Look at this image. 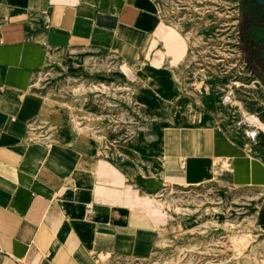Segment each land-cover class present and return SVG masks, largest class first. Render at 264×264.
Listing matches in <instances>:
<instances>
[{"label":"crops","instance_id":"1","mask_svg":"<svg viewBox=\"0 0 264 264\" xmlns=\"http://www.w3.org/2000/svg\"><path fill=\"white\" fill-rule=\"evenodd\" d=\"M91 57L115 68L83 81L98 92L54 93L49 70L81 77ZM189 59L186 34L159 0H0V264H140L171 230L163 199L174 189L254 195L251 230L264 233V135L248 145L233 133L218 103L222 82L194 90ZM175 75L200 106L176 99ZM161 101L184 114L181 125L159 128L152 150L142 132L129 142L128 102ZM83 103L104 104V123L90 130L119 129L120 142L71 137L69 106Z\"/></svg>","mask_w":264,"mask_h":264},{"label":"rangeland","instance_id":"2","mask_svg":"<svg viewBox=\"0 0 264 264\" xmlns=\"http://www.w3.org/2000/svg\"><path fill=\"white\" fill-rule=\"evenodd\" d=\"M159 2L162 15L186 34L190 44L196 46H201L202 41L215 43L217 41L215 34L218 33L224 35L225 41L232 46L237 26L240 64L225 74L215 73L216 77L211 80L222 83L235 81L239 86L234 90L237 103L242 104L247 110L259 113L264 119V42L258 39L264 32L250 29V25L243 23L242 13L244 11L248 19L264 18V6H260L254 0H159ZM249 38L251 41L248 42ZM230 58L229 63H232L236 61L237 56L235 54ZM100 59L91 57L81 60L79 66L83 76L81 75V81L77 82L73 78H81L80 76H69L55 69L49 70L46 73L47 79L49 78L53 84L60 82V86L58 84L53 88L54 93L80 95L86 98L88 95L93 96L92 90L98 92V87H90V84H93L91 81L88 85L83 81L97 75H105L111 68L115 69ZM172 80L177 85V100L180 98L187 103L188 108L200 106L199 102H192L182 90L183 78L175 75ZM131 93L136 94L130 90V96ZM164 99L166 100V96ZM102 105L104 104L83 103L75 110L69 106L73 115L72 124L78 128L76 129L78 135H72V138L75 137L85 145L95 146L104 144L114 146L120 142L124 135L117 133L119 129L113 130L111 134L102 133L99 127L95 131L90 130L92 121L95 120L94 122L100 126L104 123ZM114 107L116 108L115 104ZM128 108L127 126L130 128L127 139L133 142L138 137L137 133L142 132L146 150L153 149L151 142L158 136L159 128L180 126V121L184 120V114L178 116L176 105L167 101L156 104L128 102ZM96 109L102 110L97 117L93 112ZM78 110L83 115L81 120L75 117ZM112 115L115 116L114 110ZM79 124L84 129H80ZM197 189L167 191L163 202L173 214L169 224L171 230L160 233L159 249L140 264H264V233L255 236L251 230L257 221L258 204L255 205L254 195L244 191H231L223 196V193L216 190Z\"/></svg>","mask_w":264,"mask_h":264},{"label":"built area","instance_id":"3","mask_svg":"<svg viewBox=\"0 0 264 264\" xmlns=\"http://www.w3.org/2000/svg\"><path fill=\"white\" fill-rule=\"evenodd\" d=\"M235 23H237V19ZM238 33L236 26L232 46L225 41V36L220 33L215 34L217 39L215 43L202 41L201 46L190 44V59L186 62L185 68L187 69V82L192 84L194 90H197V86L201 83L209 82L216 77L215 73L225 74L240 64L241 53L238 49ZM235 54L237 56L236 61L229 63L230 56ZM237 87L239 86L235 81L220 84L217 88L220 91L218 103L222 109L226 110L233 133L242 137L246 144L255 145L259 137L264 135V122L259 113L247 110L242 104L237 103L234 98V90Z\"/></svg>","mask_w":264,"mask_h":264},{"label":"trees","instance_id":"4","mask_svg":"<svg viewBox=\"0 0 264 264\" xmlns=\"http://www.w3.org/2000/svg\"><path fill=\"white\" fill-rule=\"evenodd\" d=\"M254 2H256L254 0ZM242 13H244V17H243V23H245L246 25H250V29H255L258 31H264V18H247V14L243 11ZM241 32L243 35V27L241 28ZM242 40H243V36H242ZM251 41V39H248V42Z\"/></svg>","mask_w":264,"mask_h":264},{"label":"water","instance_id":"5","mask_svg":"<svg viewBox=\"0 0 264 264\" xmlns=\"http://www.w3.org/2000/svg\"><path fill=\"white\" fill-rule=\"evenodd\" d=\"M260 6H264V0H255Z\"/></svg>","mask_w":264,"mask_h":264},{"label":"bare ground","instance_id":"6","mask_svg":"<svg viewBox=\"0 0 264 264\" xmlns=\"http://www.w3.org/2000/svg\"><path fill=\"white\" fill-rule=\"evenodd\" d=\"M216 171V170H215Z\"/></svg>","mask_w":264,"mask_h":264}]
</instances>
